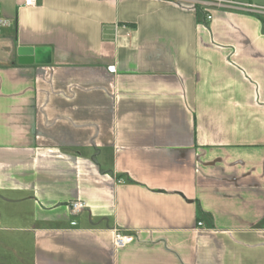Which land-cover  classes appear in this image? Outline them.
I'll return each instance as SVG.
<instances>
[{
    "label": "crops",
    "instance_id": "crops-1",
    "mask_svg": "<svg viewBox=\"0 0 264 264\" xmlns=\"http://www.w3.org/2000/svg\"><path fill=\"white\" fill-rule=\"evenodd\" d=\"M0 12V264H264V0Z\"/></svg>",
    "mask_w": 264,
    "mask_h": 264
},
{
    "label": "built area",
    "instance_id": "built-area-1",
    "mask_svg": "<svg viewBox=\"0 0 264 264\" xmlns=\"http://www.w3.org/2000/svg\"><path fill=\"white\" fill-rule=\"evenodd\" d=\"M38 0H23V6L25 7H32L35 6L37 4ZM247 7L250 9L252 8L251 4H247ZM211 14H206L205 18L206 20L211 19ZM4 23V18L1 15L0 12V24ZM107 71L110 73L115 72V66L114 65H108L106 67ZM85 203L84 201H80V200H75V201H71V203L69 204V208L71 210V212L76 213L79 212L81 209L85 208ZM198 225H201V222L197 223ZM134 237L131 234H126L123 233L122 231L115 229L114 231V238H113V242L115 247L117 248H122L124 247L126 244L130 243L131 241H133Z\"/></svg>",
    "mask_w": 264,
    "mask_h": 264
},
{
    "label": "water",
    "instance_id": "water-1",
    "mask_svg": "<svg viewBox=\"0 0 264 264\" xmlns=\"http://www.w3.org/2000/svg\"><path fill=\"white\" fill-rule=\"evenodd\" d=\"M48 51L45 48L19 47L17 49V62L19 64L47 63L49 55L44 54Z\"/></svg>",
    "mask_w": 264,
    "mask_h": 264
},
{
    "label": "rangeland",
    "instance_id": "rangeland-1",
    "mask_svg": "<svg viewBox=\"0 0 264 264\" xmlns=\"http://www.w3.org/2000/svg\"><path fill=\"white\" fill-rule=\"evenodd\" d=\"M29 258L26 256H23L22 259L18 260L20 264H28Z\"/></svg>",
    "mask_w": 264,
    "mask_h": 264
}]
</instances>
